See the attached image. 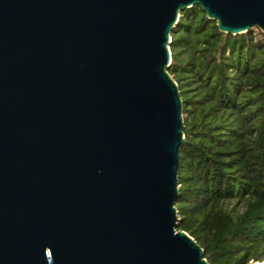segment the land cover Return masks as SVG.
Here are the masks:
<instances>
[{"label":"water","instance_id":"obj_1","mask_svg":"<svg viewBox=\"0 0 264 264\" xmlns=\"http://www.w3.org/2000/svg\"><path fill=\"white\" fill-rule=\"evenodd\" d=\"M194 6L264 33V0H0V264H209L176 207Z\"/></svg>","mask_w":264,"mask_h":264},{"label":"trees","instance_id":"obj_2","mask_svg":"<svg viewBox=\"0 0 264 264\" xmlns=\"http://www.w3.org/2000/svg\"><path fill=\"white\" fill-rule=\"evenodd\" d=\"M183 100L178 229L209 264L264 262V34L221 32L199 6L172 31Z\"/></svg>","mask_w":264,"mask_h":264},{"label":"rangeland","instance_id":"obj_3","mask_svg":"<svg viewBox=\"0 0 264 264\" xmlns=\"http://www.w3.org/2000/svg\"><path fill=\"white\" fill-rule=\"evenodd\" d=\"M255 33H257L260 36V33H263L260 29L256 28L254 29ZM264 34V33H263ZM252 264H256V263H252Z\"/></svg>","mask_w":264,"mask_h":264},{"label":"bare ground","instance_id":"obj_4","mask_svg":"<svg viewBox=\"0 0 264 264\" xmlns=\"http://www.w3.org/2000/svg\"><path fill=\"white\" fill-rule=\"evenodd\" d=\"M259 264H264V262H262V263H259Z\"/></svg>","mask_w":264,"mask_h":264}]
</instances>
